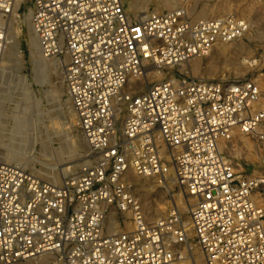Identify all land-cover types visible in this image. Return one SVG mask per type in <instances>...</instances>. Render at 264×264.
Returning a JSON list of instances; mask_svg holds the SVG:
<instances>
[{
  "label": "built area",
  "instance_id": "built-area-1",
  "mask_svg": "<svg viewBox=\"0 0 264 264\" xmlns=\"http://www.w3.org/2000/svg\"><path fill=\"white\" fill-rule=\"evenodd\" d=\"M17 1L0 0V74ZM192 3L132 17L123 0H34L33 29L62 63L88 151L60 182L0 159V264L49 253L63 264H177L191 242L205 264H264V176L231 155L239 136L264 151L260 83L171 75L137 89L149 68L180 67L252 30L236 12L194 16ZM129 171L184 188L193 235L176 206L148 221ZM111 214L131 228L110 230Z\"/></svg>",
  "mask_w": 264,
  "mask_h": 264
},
{
  "label": "rangeland",
  "instance_id": "rangeland-1",
  "mask_svg": "<svg viewBox=\"0 0 264 264\" xmlns=\"http://www.w3.org/2000/svg\"><path fill=\"white\" fill-rule=\"evenodd\" d=\"M123 1L132 17L147 11H164L177 6V0H171L170 7L163 5L164 0ZM207 6L216 7L217 10L223 8L209 18L236 12L248 17L254 23L247 37L232 42L234 43L232 45L247 44L246 52L234 51L224 56L219 50L223 47V43L208 55L195 60L199 63V70L193 69L192 60L180 67L162 71L151 67L148 69L146 79L138 85V91L143 92L149 84L162 81L171 75L192 76L207 80H228L248 75L256 78L260 83L263 95L258 107H264V40L259 43L249 39L259 24H264V0H193L192 14L202 17ZM246 6L252 8L250 14H247L248 12L243 14ZM33 8L34 0H25L19 5L16 17L12 15L7 21L8 46L3 59L9 66L7 69L9 73L0 81V159L15 162L23 168L42 174L40 176L45 179L60 182L79 168L88 151V146L79 129L78 121L73 127L67 115V109L73 104L64 81L62 63L57 59L43 56L41 47L40 54L34 55L30 45ZM10 25H13V32L10 30ZM14 36L15 50L10 55L8 49L11 38ZM251 58H255L257 63L251 65L246 62L245 66L241 63ZM38 60L55 63L58 74L54 67L53 70L40 68L36 62ZM211 67L213 70L209 73ZM28 93L32 98L30 106L25 109L24 100ZM238 139L242 143L231 151L238 168L248 175L264 176V151L260 149L259 142L250 138L245 139L243 136H239ZM132 174V171L127 173L126 181L130 191L141 201L144 211H146L145 196H149L154 207H157V211L154 210L156 215L151 220L167 215L177 205L180 206L183 221L190 223V208L194 199L187 195L184 188L173 181L166 187H162L153 178L147 180L146 177ZM146 187L152 188L151 194H145L148 193ZM256 199L264 207L263 189L257 190ZM181 200L189 203V210L181 209ZM146 213L150 215L147 211ZM115 218L117 219L116 216ZM109 221L110 219L107 220V225ZM131 225V219H127L122 227L119 224L118 227L126 230L130 229ZM115 226L116 224L113 225ZM183 251L185 258L182 261H190L191 255L201 253L195 242H191L189 247L185 246ZM46 257L51 260L49 261L51 264H63L61 257L55 253L41 256L34 262L38 263ZM31 261L16 264H33L34 262Z\"/></svg>",
  "mask_w": 264,
  "mask_h": 264
},
{
  "label": "bare ground",
  "instance_id": "bare-ground-1",
  "mask_svg": "<svg viewBox=\"0 0 264 264\" xmlns=\"http://www.w3.org/2000/svg\"><path fill=\"white\" fill-rule=\"evenodd\" d=\"M23 1H25V0H18L17 1L16 5H15V8H14V11H13L14 17H16L17 9L19 8V5ZM171 4H172L171 3V0H164V2H163V5L165 7H170ZM222 9L223 8H220L219 10H217L216 7H209V6H207L204 9V11H203V16L202 17L203 18H209V16L213 15L215 12L222 11ZM243 12H244L243 14H246L247 12H248L247 14H250L252 12V8L246 6V7H244ZM27 20H28V17H27ZM252 26H254V23L253 22H252ZM9 27H10L11 32H13V29H12L13 28V25H10ZM31 27H33L32 24H31ZM249 39H250V41L251 40H254L255 42H259V43L262 42V40H264V24H259L258 28L254 31V34L253 35H250ZM10 43H11V45H10V48L8 49V52H9L10 55H12L14 53V50H15V46H14V44L16 43L15 36L11 38V42ZM232 44H234V43H232V42L231 43H224L223 44V47L221 49L219 48L220 53L222 55H224V56H228L229 53L234 52V51H237V52H240V53L246 52V50L248 48L247 44H244V43H240L239 45H232ZM30 45L32 47V50L34 52V55H36L38 53L40 54V47H41L40 39H39L38 35L35 33V31H34L33 28H32V33H31ZM41 50H42V48H41ZM5 52H6V50H5ZM195 60H197V58L192 59V62H194L193 65H192V67H193L194 70H199V68H200L199 63H198V61L195 62ZM36 62L38 63V66L40 68L52 69L54 67V69L56 70V73L58 74V71H57V68L58 67H57V65H55V63L54 64H50V63H47L46 61H43V60H38ZM246 62L249 63V64H251V65H253V64L257 63V60L255 58H251L249 61L243 60L241 63L245 66L246 65ZM8 68H9V66H7V63L5 62V60L2 59V63H1L2 72H1V75H0V81L3 79V77L6 74L8 76V73H9V71L7 70ZM55 70H54V73H55ZM212 70H213L212 67L209 68V73ZM57 78H58V75H57ZM4 79H5V77H4ZM31 98L32 97L28 93L26 95V97H25V100H24L25 101L24 102L25 103V107H24L25 109H28V107L30 106L29 103L31 101ZM67 115H68V117L70 119V123L73 125V127L76 126L78 120H77V115L75 113L74 107L72 105L67 109ZM39 175H42V174H39ZM132 175L134 176V173ZM47 178H49V177H47ZM146 179L148 180V177H146ZM146 188H148V189H146V191L148 193H145V194L146 195L147 194H151V191H152L151 189L152 188L151 187L150 188L149 187H146ZM185 199H186V197H185ZM177 204H179V203H177ZM180 205H181V209L182 210H184V211L189 210V203H187L186 200H183ZM144 206H145L146 211L150 214V215H147V213L145 211L147 220L148 221H151V222H154L156 219L155 220H151V219L154 218V216L156 215L155 212H154V210H156L157 207L156 206L154 207V204H153V202H152V200H151V198L149 196H145ZM176 207L180 210V206H177L176 205ZM180 212H181V210H180ZM112 224L113 225L116 224V226L113 227ZM184 225L190 230L189 234L190 235H193V229L191 227V223L184 222ZM109 227H110V230H112V231H116V230L119 229L118 223L116 221V218L114 217V214H111V216H110ZM45 255H48V254H45ZM45 255H42V256H45ZM184 258H185V256H184ZM36 259L37 258L30 259V260H32L31 262H34V260H36ZM182 260L178 261L177 264H205V258H204V255H203L202 251H201V253H195V255H191L190 261H186V260L182 261ZM49 261H51V260L46 257V259L40 260L38 263L34 262L33 264H51Z\"/></svg>",
  "mask_w": 264,
  "mask_h": 264
}]
</instances>
